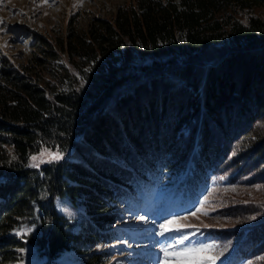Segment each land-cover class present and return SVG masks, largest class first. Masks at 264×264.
<instances>
[{
	"label": "trees",
	"instance_id": "1",
	"mask_svg": "<svg viewBox=\"0 0 264 264\" xmlns=\"http://www.w3.org/2000/svg\"><path fill=\"white\" fill-rule=\"evenodd\" d=\"M182 3L138 0L141 10L130 7L126 20H107L95 31L99 43L93 31L71 32L67 49L94 62L82 73L83 84L67 71L68 87L50 91L29 69L1 68L0 264L19 261L13 255L25 242L11 232L34 215V202L43 218L33 244L53 263L65 251L117 237L111 224L123 215L116 204L138 192L150 201L149 181L160 168L173 172L181 160L194 180H181V186L207 188V171L221 174L232 141L264 118V19L251 15L243 22L228 10L264 0ZM208 8L221 14L210 20ZM115 34L123 38L127 61L97 63ZM184 122L190 135L183 139L178 132ZM46 148L67 158L32 167L31 157ZM58 198L83 200L86 228L72 230L56 208ZM202 236L217 249L228 247L226 263L238 264L264 251V220Z\"/></svg>",
	"mask_w": 264,
	"mask_h": 264
},
{
	"label": "rangeland",
	"instance_id": "2",
	"mask_svg": "<svg viewBox=\"0 0 264 264\" xmlns=\"http://www.w3.org/2000/svg\"><path fill=\"white\" fill-rule=\"evenodd\" d=\"M171 1L178 8L184 7L183 0ZM130 7L140 9L138 0H0V29H4L0 30V71L5 64L14 68L24 67L40 84H49L50 91L68 87L66 73L69 71L76 74L83 84L82 73L91 70L94 62L88 63L89 57L81 58L76 55L75 49L71 52L67 49L71 40L69 34L93 31L91 37L97 43L101 37L95 31L101 30L107 20L115 21L117 17L118 20H126ZM208 9L210 20L221 14H213ZM228 10L243 22H247L251 15L264 19V4L252 8L234 4ZM122 39L115 34L111 41L105 42L106 49L96 62L111 61L121 65L126 60V45ZM63 44L65 48L61 49L59 45ZM86 44L95 47L89 41ZM53 51L56 52L54 55ZM168 51L171 56L175 54L173 48ZM135 61L136 56L132 59V62ZM178 134L182 138L190 135L187 122L182 123ZM46 149L53 154L60 152ZM263 150L264 118L258 117L249 130L230 144V151L220 168L222 173L212 175L208 171L209 184L204 190L202 186L197 188L199 194L192 196V193L182 192L181 180L192 184L194 180L184 174V163L180 160L173 172L165 169L158 173L159 180L152 184L150 201L144 199V194L138 193L137 197L129 196L116 204L115 207L123 215L116 216L111 224L113 230L120 232L117 237L99 240L82 250L65 251L53 263H49L33 244L41 235L43 218L38 203L34 202V215L21 220L11 232L25 242L23 251L14 250L16 253L13 256L19 261L7 264H202L208 258H214V264H228L226 262L231 257L228 247L194 252H184L183 249H202L205 245H212L205 242L202 236L204 230H239L264 220ZM62 154L60 160L67 158V153ZM42 159L45 162H39L37 168L51 163L46 162L47 156ZM33 163L30 159V165ZM124 206L127 209L124 210ZM56 208L70 220L74 232L86 228L82 199L73 204L69 198H58ZM163 223H167L170 230L161 236L159 226ZM27 229L31 231L21 235ZM1 234L2 230L0 237ZM184 236L187 239L179 243ZM166 245L169 246L167 258L162 251ZM97 253H104V256L99 260ZM238 264H264V251Z\"/></svg>",
	"mask_w": 264,
	"mask_h": 264
},
{
	"label": "snow or ice",
	"instance_id": "3",
	"mask_svg": "<svg viewBox=\"0 0 264 264\" xmlns=\"http://www.w3.org/2000/svg\"><path fill=\"white\" fill-rule=\"evenodd\" d=\"M0 30H4V29H0ZM47 156L48 159L46 162H52V161H56V160H60L63 158V154L60 153V152H56V153H51L49 152L47 149H45L43 152H40L38 153L37 155H34L31 157L32 161L34 162L31 166L32 167H38L39 166V162H45L42 158ZM220 179H223V177H221ZM46 195V193H45ZM69 215H72L71 213H68ZM142 218V217H141ZM160 229H162L160 231V235L163 236L165 235V232L169 231L170 229L168 228V224L167 223H163L161 224L160 226ZM28 231H31V229H27L25 230L24 232H21V235H24L26 234ZM187 239L186 236H184L180 241L179 243H183V241ZM215 247L214 245H205L204 248L202 249H194V248H185L183 249L184 252H194V251H211V249ZM20 251H23L22 249ZM164 255H165V258H167V255L169 253V246H165L163 249H162ZM202 264H214V258H208V260H205L202 262Z\"/></svg>",
	"mask_w": 264,
	"mask_h": 264
}]
</instances>
